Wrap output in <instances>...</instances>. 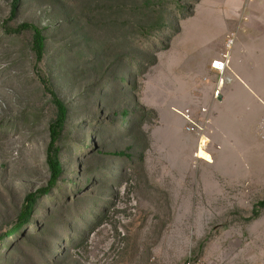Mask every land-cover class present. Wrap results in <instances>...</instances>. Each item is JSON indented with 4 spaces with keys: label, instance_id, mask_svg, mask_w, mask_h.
I'll list each match as a JSON object with an SVG mask.
<instances>
[{
    "label": "rangeland",
    "instance_id": "rangeland-1",
    "mask_svg": "<svg viewBox=\"0 0 264 264\" xmlns=\"http://www.w3.org/2000/svg\"><path fill=\"white\" fill-rule=\"evenodd\" d=\"M197 1L20 0L13 17L14 0H0V264H264V198L244 214L237 188L214 197L211 123L198 150L221 76L214 92L199 85L196 48L187 71L168 69ZM26 23L46 38L41 62L33 31H6ZM50 90L68 109L63 173L12 234L51 180Z\"/></svg>",
    "mask_w": 264,
    "mask_h": 264
},
{
    "label": "crops",
    "instance_id": "crops-1",
    "mask_svg": "<svg viewBox=\"0 0 264 264\" xmlns=\"http://www.w3.org/2000/svg\"><path fill=\"white\" fill-rule=\"evenodd\" d=\"M202 4L209 9L201 10ZM181 22L168 69L196 70L199 85L214 92L219 74L212 64L225 54L230 57L227 82L217 99L219 109L211 113L213 162L208 165L215 170L211 182L222 184L221 190L213 191L214 197L229 200L230 191L237 188L242 200L238 211L248 214L249 205L264 198V139L260 133L264 118V0H199L193 14ZM202 23L210 24L213 32L207 34ZM204 36L212 41L211 47L197 42ZM193 48L205 53V63L191 61L186 69L187 55ZM232 122L236 123L233 128ZM224 205L223 213L234 212L230 201Z\"/></svg>",
    "mask_w": 264,
    "mask_h": 264
},
{
    "label": "trees",
    "instance_id": "trees-1",
    "mask_svg": "<svg viewBox=\"0 0 264 264\" xmlns=\"http://www.w3.org/2000/svg\"><path fill=\"white\" fill-rule=\"evenodd\" d=\"M199 2V0L196 2V4ZM20 3V0H14V6H13V17L16 15V11L18 9V5ZM195 4V5H196ZM193 13L189 14L187 17H190ZM31 30L33 31V48L34 51L37 54L38 62H41L44 56V51L46 48V38L43 34V31L38 28L35 25L32 24H23L18 29L13 30L10 28H7L6 31L10 33H20L22 31ZM51 91V90H50ZM52 97L54 99V103L57 108V119L52 123L51 125V143L49 145V151H48V166L51 171V180L48 183V186L46 188H43L39 190L38 192H35L34 194H30L26 199V204L24 211L22 213V222L15 227L14 231L11 232L14 234L15 232L22 229L25 225L30 223L34 211L35 206L37 205L38 201L47 195L51 193L53 189H55L59 183V180L61 178V175L63 173V165L59 156L60 150L56 147V144L61 136L62 130L64 129V126L67 122L68 118V109L67 106L57 97V95L51 91ZM259 206L264 207V201L259 204Z\"/></svg>",
    "mask_w": 264,
    "mask_h": 264
},
{
    "label": "built area",
    "instance_id": "built-area-1",
    "mask_svg": "<svg viewBox=\"0 0 264 264\" xmlns=\"http://www.w3.org/2000/svg\"><path fill=\"white\" fill-rule=\"evenodd\" d=\"M250 1L254 2L257 0H250ZM229 60H230L229 55L225 54L222 56V58L220 60H217V61L213 62V64H212L213 69H215L218 72V74L221 76L219 83H218V90L215 93L216 98H218L220 96V94H221L220 90L223 87V85L225 84V81H226L225 76H226V73L228 71ZM204 112L206 113L207 110H204ZM183 116L186 118V120L194 123V121L191 120V115L189 114L188 111ZM210 123H211L210 120H206V121H204V123L201 126H199V125L197 126V128L199 130L198 136L200 137L198 150L203 148L207 153H208V149H207L208 139L205 136V129L208 128ZM260 133H261L262 138L264 139V118H263L261 125H260ZM196 157H198L197 154H196Z\"/></svg>",
    "mask_w": 264,
    "mask_h": 264
}]
</instances>
